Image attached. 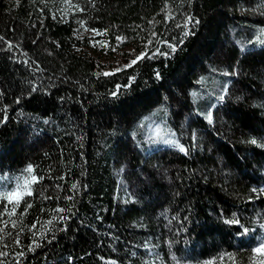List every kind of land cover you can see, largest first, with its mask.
<instances>
[{"label": "trees", "instance_id": "1", "mask_svg": "<svg viewBox=\"0 0 264 264\" xmlns=\"http://www.w3.org/2000/svg\"><path fill=\"white\" fill-rule=\"evenodd\" d=\"M262 38L264 0H0V193L38 179L0 197V264H260Z\"/></svg>", "mask_w": 264, "mask_h": 264}, {"label": "rangeland", "instance_id": "2", "mask_svg": "<svg viewBox=\"0 0 264 264\" xmlns=\"http://www.w3.org/2000/svg\"><path fill=\"white\" fill-rule=\"evenodd\" d=\"M263 42L264 38L259 40L256 44L261 45ZM107 71L111 72L113 70L112 68H108ZM227 79V71L207 73L200 77L199 85L193 87L190 94L194 104L193 108L196 113L204 116L205 118L211 115L212 118L213 109L216 107L217 103L222 100L221 97L224 96V93L226 91V87L228 84ZM165 108L166 107L162 106V110L159 115L161 123L159 124L160 127H158L156 130L152 129L145 123H141L133 131L132 136H134V138L136 139L140 147L139 149L147 152L149 150L155 149V147H157V138L155 134H157L161 130L166 132V135L173 133V131L169 129V122L167 118V112H165Z\"/></svg>", "mask_w": 264, "mask_h": 264}, {"label": "snow or ice", "instance_id": "3", "mask_svg": "<svg viewBox=\"0 0 264 264\" xmlns=\"http://www.w3.org/2000/svg\"><path fill=\"white\" fill-rule=\"evenodd\" d=\"M189 20H191V18H189ZM117 39H121L120 37H117ZM173 50H175L173 48ZM144 54L142 53L141 56H143ZM141 57H137V59H140ZM136 63V61H131L129 65H126L125 67H130L131 64H134ZM120 69H117V71H119ZM110 73H104V75H109ZM113 95H115V93H113ZM221 99H223V97H221ZM208 120L209 122H211V115H209L208 117ZM173 143H175L173 141ZM252 143H256L255 140L252 141ZM177 146L180 148L181 151H184L185 149L183 148V146L181 145H178ZM28 174H31L33 172V169H32V166L29 165L28 168L25 170ZM38 182V179L37 177H35L34 175L31 176V179H27L25 178L24 179V182L23 183H17L16 185V189H14L12 192H8V193H0V197H5V198H8L10 202H13V210L15 208V204L16 203H19V199L23 198L24 195H27V196H31L32 195V192L30 191V185L32 183H36ZM75 187V186H73ZM22 190V191H20ZM13 198H15L13 200ZM11 214V213H9ZM228 223H231V224H238L239 221L236 220V219H233L231 221H228ZM264 227V226H262ZM250 230L248 228H243V232L242 234H246L248 233ZM254 253H260L261 254V261H260V264H264V241H262L256 248H254L252 250ZM0 255H3L2 253H0Z\"/></svg>", "mask_w": 264, "mask_h": 264}]
</instances>
